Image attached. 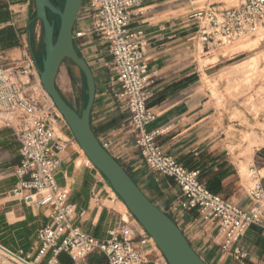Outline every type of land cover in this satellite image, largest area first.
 <instances>
[{
    "label": "crops",
    "instance_id": "crops-1",
    "mask_svg": "<svg viewBox=\"0 0 264 264\" xmlns=\"http://www.w3.org/2000/svg\"><path fill=\"white\" fill-rule=\"evenodd\" d=\"M205 7L200 0H143L133 12V25L145 32L142 45L150 70L156 74L148 104L156 118L145 131H161L159 143L167 155L187 169L198 171L202 183L212 185L218 195L250 211V169L255 168L260 176L264 172V144L255 145L264 143V111L239 101L234 103L227 94L224 83L230 59L226 60L225 55L199 56V47L193 40L196 25L191 17ZM33 10L34 0H0V65L20 66L31 59L40 73L44 54L34 42ZM8 37L12 40L8 41ZM76 47L96 81L93 131L144 194L173 219L205 263L264 264L263 228L251 227L232 249L225 251L220 224L205 220L197 209L182 208L184 197L179 186L151 170L136 146L108 47L95 36L77 41ZM205 79L219 83L216 94ZM39 80L37 77L33 93L48 102ZM19 125L18 120L12 127L0 123V247L34 260L40 249L39 232L51 224L52 210L38 208L13 195L20 182L15 174L21 161L15 133ZM57 129V139L64 149L56 181L69 192V202L75 207L73 225L98 240L109 239L112 232H129L145 264H168L152 240L140 244L144 237L141 226L89 161L67 124L59 121ZM245 135H252L251 140L246 141ZM234 249L245 257L237 260ZM60 264H107V259L94 253L73 262L62 254Z\"/></svg>",
    "mask_w": 264,
    "mask_h": 264
},
{
    "label": "built area",
    "instance_id": "built-area-1",
    "mask_svg": "<svg viewBox=\"0 0 264 264\" xmlns=\"http://www.w3.org/2000/svg\"><path fill=\"white\" fill-rule=\"evenodd\" d=\"M142 3L143 0H83L74 29L75 41L95 36L108 47L116 82L121 86L119 97L129 113L128 123L142 158L151 170L173 179L179 186L184 197L183 209H197L205 220L220 224L225 235L222 248L229 251L251 227L264 229V179L255 168L250 169L253 186L248 195L253 206L244 211L212 193L202 183L198 171L187 169L167 155L159 143L161 131H145L156 118L148 107L156 74L150 70L142 45L145 32L133 25V12ZM191 19L196 25L193 40L206 54L258 37L264 42V0H237L232 7L212 4ZM37 77L39 80L40 73L31 59L20 66L0 65V123L5 127H12L14 120L20 123L15 131L21 154L15 174L20 182L13 195L38 208L52 210L51 224L39 232L40 249L35 259L10 251L8 254L27 264H43L45 259L44 264H60L62 254L79 262L94 253L106 257L107 264H145L144 255L128 237L129 232H112L109 239L98 240L73 225L75 207L69 202V192L56 181L64 149L57 139V124L65 121L45 90L48 102L34 95L32 87ZM38 83L42 86L40 80ZM143 232L141 245L151 241ZM233 255L237 260L245 257L239 249H234Z\"/></svg>",
    "mask_w": 264,
    "mask_h": 264
},
{
    "label": "water",
    "instance_id": "water-1",
    "mask_svg": "<svg viewBox=\"0 0 264 264\" xmlns=\"http://www.w3.org/2000/svg\"><path fill=\"white\" fill-rule=\"evenodd\" d=\"M36 19L42 23L45 53L40 81L75 140L89 161L106 178L130 214L156 245L168 264H207L196 253L178 225L157 207L140 189L125 168L104 148L91 125L96 99L93 71L76 47L74 29L83 0H65L63 9L57 0H34ZM49 13L60 20L56 22ZM70 61L82 73L87 88V102L79 113L64 98L57 85L62 65ZM5 250V249H4Z\"/></svg>",
    "mask_w": 264,
    "mask_h": 264
},
{
    "label": "rangeland",
    "instance_id": "rangeland-1",
    "mask_svg": "<svg viewBox=\"0 0 264 264\" xmlns=\"http://www.w3.org/2000/svg\"><path fill=\"white\" fill-rule=\"evenodd\" d=\"M206 3V7L211 4H222L226 7L237 5V0H200ZM59 7L62 9V4L59 2ZM205 7V8H206ZM31 20H33L32 33L34 42L41 53H45L44 33L42 23L36 19L35 10L32 11ZM51 20L59 25V18L52 16ZM262 37L250 39L237 43L233 47L223 51H215L206 54L202 47L199 46V56L217 57L225 55L229 68L226 71L227 82L224 83L227 94L231 100L236 103L241 102L243 105L250 106L257 111H264V42H261ZM42 56V55H41ZM216 61V59H215ZM205 83L216 94L219 83L209 82L205 79ZM57 85L66 101L75 108L79 113L82 112L87 102V88L85 79L81 71L70 61H65L62 65ZM252 135H245V140L250 141ZM263 142L256 144L263 145ZM254 145V144H252ZM264 176V172L261 173ZM0 264H17L11 261L8 257L0 258Z\"/></svg>",
    "mask_w": 264,
    "mask_h": 264
},
{
    "label": "bare ground",
    "instance_id": "bare-ground-1",
    "mask_svg": "<svg viewBox=\"0 0 264 264\" xmlns=\"http://www.w3.org/2000/svg\"><path fill=\"white\" fill-rule=\"evenodd\" d=\"M253 142V141H252ZM256 142V141H255ZM257 144V143H256ZM264 177V176H263ZM3 256H6V257H10V260L12 261H15L16 263H21V264H27V263H24L23 261H21L17 256H14V255H11V254H8L7 250L4 248H1L0 247V257L3 258Z\"/></svg>",
    "mask_w": 264,
    "mask_h": 264
},
{
    "label": "trees",
    "instance_id": "trees-1",
    "mask_svg": "<svg viewBox=\"0 0 264 264\" xmlns=\"http://www.w3.org/2000/svg\"><path fill=\"white\" fill-rule=\"evenodd\" d=\"M57 2H58V4H59V2H61V4H62V9H63L64 3H65V0H57ZM52 16H53V15H52L51 13H49V18H50V19L52 18ZM59 24H60V20H59ZM58 29H59V25L56 26V31H57V32H58ZM11 40H12V38H11V37H8V41H11ZM83 77H84V76H83ZM84 79H85V78H84ZM206 186H207V188H208L212 193L218 195L216 189H215L212 185L208 184V185H206Z\"/></svg>",
    "mask_w": 264,
    "mask_h": 264
}]
</instances>
